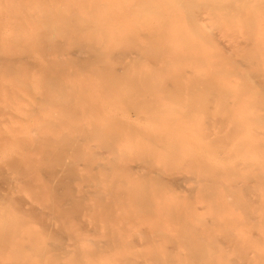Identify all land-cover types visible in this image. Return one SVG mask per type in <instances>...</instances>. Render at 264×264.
<instances>
[{"label":"bare ground","instance_id":"1","mask_svg":"<svg viewBox=\"0 0 264 264\" xmlns=\"http://www.w3.org/2000/svg\"><path fill=\"white\" fill-rule=\"evenodd\" d=\"M0 264H264V0H0Z\"/></svg>","mask_w":264,"mask_h":264}]
</instances>
